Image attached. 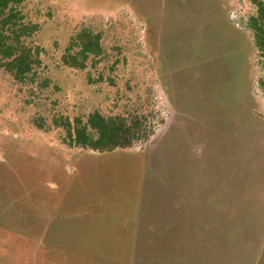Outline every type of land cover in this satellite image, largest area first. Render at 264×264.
<instances>
[{"label": "rangeland", "instance_id": "1", "mask_svg": "<svg viewBox=\"0 0 264 264\" xmlns=\"http://www.w3.org/2000/svg\"><path fill=\"white\" fill-rule=\"evenodd\" d=\"M24 11L39 23L31 42L42 63L25 82L0 67V264H60L72 253L65 263L165 264L154 250L173 231L178 196L201 193L193 156L206 149L191 145L192 120L213 134L211 117L223 127L242 105L264 120L253 1L30 0ZM83 26L101 32L104 54L69 67L61 53ZM93 110L150 112L154 133L100 151L67 144L52 123ZM253 264H264V239Z\"/></svg>", "mask_w": 264, "mask_h": 264}, {"label": "trees", "instance_id": "2", "mask_svg": "<svg viewBox=\"0 0 264 264\" xmlns=\"http://www.w3.org/2000/svg\"><path fill=\"white\" fill-rule=\"evenodd\" d=\"M29 1L0 0V67L8 71L17 82L34 79L36 67L42 63L40 57L42 47L31 42L32 36L40 28L39 23L27 17L24 11ZM252 1L255 11L248 16L246 23L251 32L252 42L258 55L257 62L262 72L254 80V86L259 92V89L264 90V0ZM223 23L222 26L225 25V22ZM103 54L101 32L83 26L70 35L60 57L69 67L83 68L90 57H101ZM253 94L255 95V92ZM241 108L246 111H241L240 116L227 117V121L224 120L226 125L223 127L219 125L221 117H211L213 121L218 120V125L213 128V134L210 128H205L203 120L194 118L192 123L198 132V139H195V136L191 145L199 140L204 144L218 145L221 143L219 137L224 134L227 149L233 147L236 142L241 144L242 151L262 147L264 120H259L254 107L248 110L242 105ZM149 113L129 111L105 115L99 110H93L84 117L77 115L70 118L60 114L52 118V123L63 128L64 141L67 144L106 151L148 141L154 133L152 125L149 126L153 118ZM36 125L44 128L45 118H39ZM247 150L245 156L252 157L251 151L247 153ZM194 157L200 159L199 155ZM202 182L203 177L198 183L199 189ZM227 184L230 185L228 187L230 190L226 192L227 196L223 201L214 196L206 199L199 192L194 193L193 202L188 199V195L178 196L180 198L178 203H175L177 207L173 212L174 216L172 215L175 223L173 231L169 230L168 235L157 243V248L154 250L156 261L164 260L165 264L247 263L248 256L245 257L244 251L252 248V241L257 240L255 238L257 235L253 236V230L250 229L251 225H254L252 222L254 212L250 210L254 198L248 197L250 200L245 203L243 212L240 210V213L228 212L229 208L227 210L226 208L231 202L243 204L244 200L237 193H232L231 183ZM189 202L192 205H189ZM196 204L201 206V210H196ZM129 237L135 239L136 232H129ZM76 259L73 253L65 255L60 264H67L65 262L69 260L75 263Z\"/></svg>", "mask_w": 264, "mask_h": 264}, {"label": "crops", "instance_id": "3", "mask_svg": "<svg viewBox=\"0 0 264 264\" xmlns=\"http://www.w3.org/2000/svg\"><path fill=\"white\" fill-rule=\"evenodd\" d=\"M221 147V144L212 146L206 143V150L204 151L203 156L198 161H196L195 157L193 156V163L195 164L193 167L197 169L198 177H203L201 176L200 169L206 163H208L207 167L210 169L208 176L203 177V182L200 187V195L204 196L206 199L214 196L216 199L223 201V198L227 196L226 192H229L230 190V188H228L230 185L227 183H231V185H233L232 193H237L239 197L243 198L244 200L243 204L231 202L226 208V210L229 208L228 212L231 213H240V211L243 212L245 203L250 200L248 197L254 198V204L252 209H250L254 212L252 221L254 225H251L252 227L250 229L253 230V236L254 234L257 235L255 237L257 240L252 241V248L244 251L246 255L245 257L248 256L246 258L247 263L245 262V264H253L258 255L259 247L264 239V172H260L261 170H264V162H259V160L264 157V145L259 147V149H244L242 151L241 144L236 142L230 149H227L226 146L223 148L227 149V152H224ZM246 150L247 153L251 151L252 157L245 156ZM229 154L233 155L234 159H232ZM229 179L230 181H228ZM189 198L193 202L195 195L190 194L188 195V199ZM189 205L192 204L190 203ZM231 205L232 207H230ZM190 207L192 208V206ZM196 207V210H201V206L199 207L198 204H196ZM222 210L225 211V209ZM255 246H258L256 252L254 250Z\"/></svg>", "mask_w": 264, "mask_h": 264}]
</instances>
